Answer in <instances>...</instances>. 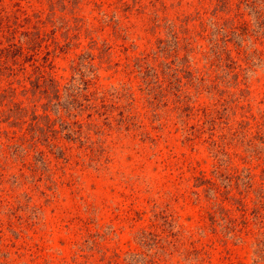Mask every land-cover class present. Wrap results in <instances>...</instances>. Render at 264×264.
I'll use <instances>...</instances> for the list:
<instances>
[{
  "label": "rangeland",
  "instance_id": "374dc122",
  "mask_svg": "<svg viewBox=\"0 0 264 264\" xmlns=\"http://www.w3.org/2000/svg\"><path fill=\"white\" fill-rule=\"evenodd\" d=\"M234 11L252 9L240 0H0V44L41 35L34 58H17L9 98L31 106L35 70L62 86L78 67L108 96L126 87L108 101L115 119L78 102L62 119L45 109L63 153L39 146L60 167L50 188L26 177L19 187L13 161L0 188V264H264V32L233 30ZM139 68L165 79L154 105ZM120 109L142 126L116 127ZM65 122L82 137L65 138Z\"/></svg>",
  "mask_w": 264,
  "mask_h": 264
},
{
  "label": "trees",
  "instance_id": "16d2710c",
  "mask_svg": "<svg viewBox=\"0 0 264 264\" xmlns=\"http://www.w3.org/2000/svg\"><path fill=\"white\" fill-rule=\"evenodd\" d=\"M243 1L246 6L252 9V12L249 14L250 12L237 13L234 11V14L231 15L230 18L233 30L237 31V29H239L237 32H264V0H258V2L257 0H240V3ZM244 14H246L247 17L244 16ZM21 34L22 39L24 40L25 38L23 42L22 40L19 41V39L15 40L14 35L13 40L8 41L6 44H0V79H2V76L9 77L6 83L5 80H2L1 83H3V88L1 89L2 92L0 91V188L6 187L7 171L19 164V162H13L14 160L20 161L21 167L25 165L24 167L29 170V172H25L21 167H18L21 171L16 175L14 174V176L18 178L16 183L19 187L24 186V179L27 178L28 180L34 179L33 185L37 187L39 184H37L36 181L42 179L44 188H50L52 183L55 182L52 173L60 167V163H58V161L53 162L52 158L46 156L44 150L40 148L39 143L44 142L48 145L49 152L53 153L55 157H59L63 152L58 150L60 146L56 139L60 136L57 135L59 130L53 127L55 118H50L48 113L45 112V109L51 108L54 113L57 114V118L62 119V112H69L70 114V110L73 109L74 103L78 102L80 105L79 110L81 111L86 108L89 110V116L93 114H106L103 119L114 118L111 112L112 110L109 108L110 102L108 101L114 96H118L119 98L124 95V93H126V87H122L121 89L115 88L109 93L111 96H108V93H102L101 90H98V87L92 88L95 82H92L91 78L85 77L84 73L78 67L76 68L78 70L76 72L78 73V77L75 78L72 76L71 79L66 81L62 86H60L59 81L56 80L53 75H47L44 70H35L27 75L30 86H26L25 88V90L29 92L28 97L31 106L21 104V102L9 98V92L15 91L11 83L14 81L12 77H14V67L15 64H17V58L22 56V53L26 50L31 51V53H26V55L30 56V58H34V55L37 54L40 49L36 47L39 38L34 36L40 35L39 32L36 34L35 32H21ZM61 44L63 45V43ZM82 56L89 59L87 62L89 65L87 66H92L90 61L94 58V54L90 51H85L81 53L79 57ZM139 69L140 70H136L137 72H134V69H128V72L137 74L140 72L142 81L138 83L139 88L145 91L147 103H152L154 105L155 98L159 91H157V89L162 87L160 84L164 78L159 80L158 74L150 72L148 68L143 70H141V68ZM129 97L131 99H129L128 106L132 108L131 102H135L136 99L132 98V96ZM31 100L33 101L31 102ZM112 104L114 106L117 105V108L120 107L116 102L112 101L111 105ZM37 105L43 106V113L35 111L36 108L34 106ZM179 107L182 109V107L177 104L176 108ZM100 108L102 110H100ZM118 114L119 117L116 118V127H120L122 124L125 126V129L142 126V123H137L138 119H133V115L129 111L125 113L123 109H120ZM145 117L149 118V114L138 115L139 121H143ZM62 121L64 122V120H61V122ZM72 123H77V126L81 125L79 119H75ZM72 123L65 122L64 127L67 131L64 132L63 136L72 139L76 136L71 137V135L77 133V138H81L80 127L75 128ZM89 124L98 126L95 122H90ZM139 134H141V132H139ZM145 137H149L147 133L144 134V138ZM86 147L88 148L89 145ZM89 148L93 149V147ZM20 151H23L21 156L18 154ZM30 152L38 154L35 161H30L28 159ZM12 155H14V157ZM49 163H52V165L49 166ZM197 178L200 180V183L206 184V188L215 185L210 177L202 175ZM16 187L18 186L16 185ZM217 208H219L221 212L226 210L225 206L220 203H217ZM110 262H115V260Z\"/></svg>",
  "mask_w": 264,
  "mask_h": 264
}]
</instances>
